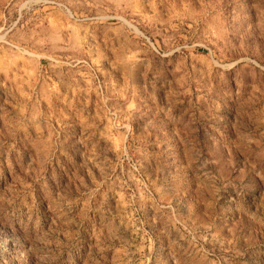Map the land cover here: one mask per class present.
I'll return each instance as SVG.
<instances>
[{
  "label": "rangeland",
  "instance_id": "rangeland-1",
  "mask_svg": "<svg viewBox=\"0 0 264 264\" xmlns=\"http://www.w3.org/2000/svg\"><path fill=\"white\" fill-rule=\"evenodd\" d=\"M0 264H264V0H0Z\"/></svg>",
  "mask_w": 264,
  "mask_h": 264
}]
</instances>
